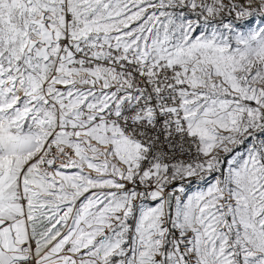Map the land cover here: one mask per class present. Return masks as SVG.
I'll list each match as a JSON object with an SVG mask.
<instances>
[{
  "label": "snow or ice",
  "instance_id": "snow-or-ice-1",
  "mask_svg": "<svg viewBox=\"0 0 264 264\" xmlns=\"http://www.w3.org/2000/svg\"><path fill=\"white\" fill-rule=\"evenodd\" d=\"M0 264H264V0H0Z\"/></svg>",
  "mask_w": 264,
  "mask_h": 264
}]
</instances>
